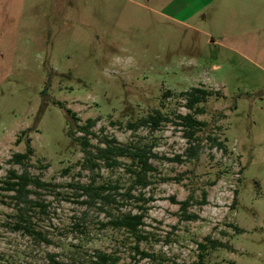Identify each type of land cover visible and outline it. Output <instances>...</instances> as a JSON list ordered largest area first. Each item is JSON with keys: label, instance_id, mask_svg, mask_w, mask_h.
<instances>
[{"label": "rangeland", "instance_id": "1", "mask_svg": "<svg viewBox=\"0 0 264 264\" xmlns=\"http://www.w3.org/2000/svg\"><path fill=\"white\" fill-rule=\"evenodd\" d=\"M191 88L226 97H212L198 119L227 152L204 142L197 162L152 160L160 174L144 191L154 201L144 227L151 241L142 247L162 264H194L197 243L211 238L234 251L212 252L205 264H264V0H0V264H44L51 255L70 264L95 250H121L128 262L122 234L103 228L109 217L83 205L72 187L88 184L90 173L68 137L75 121L56 103L79 125L96 120L101 138L140 142L172 158L187 146L180 128L133 131L128 124L157 109L172 119L187 114L179 95ZM28 144L35 151L28 172L52 184L29 187L44 206L35 207L33 222L50 245L13 230L17 202L2 189L9 170L22 173L8 161ZM192 171L208 203L190 208L198 221H181L172 199L188 198ZM100 173L98 183L130 180L123 169ZM82 217L86 235L76 226Z\"/></svg>", "mask_w": 264, "mask_h": 264}, {"label": "trees", "instance_id": "2", "mask_svg": "<svg viewBox=\"0 0 264 264\" xmlns=\"http://www.w3.org/2000/svg\"><path fill=\"white\" fill-rule=\"evenodd\" d=\"M171 93L166 92L163 99L170 97ZM180 99L184 101L182 107L186 108L189 112L185 115L178 114L172 119L161 110L157 109L147 117L141 118L138 122L129 123L128 128L136 131L139 128H147L151 132L158 131L163 124L171 123L176 128H180L183 132V138L186 141V148L183 154L176 155L172 158H159L157 154L152 152V148L141 144L140 142L119 143L115 138L99 137L93 128L96 126V120L89 119L85 124L79 125L76 114L69 109H65L61 103H56L66 114L72 116L74 123H68V137L73 143L80 147L83 158L78 165L82 171L90 173V181L88 184L77 183L72 185L77 190V198H85L82 202L88 209H96L105 213L109 220L100 225L103 228H111L122 234V247L129 253V261L123 264H143L147 261L151 264H162L161 257L150 252L142 247L151 241L150 234L144 231L146 225L145 218L149 211L148 205L153 202L150 196L146 198L145 190L154 184L153 176L160 174L158 169L152 163V160H166L167 162L185 164L197 162L200 159L204 150V142H210L212 149L226 151L224 143L216 137L211 135L205 136L206 130L210 126L209 122L199 120L198 117L206 115V106L212 97L224 98L221 92L212 91L205 88H191L188 91L182 92L179 95ZM226 98V97H225ZM224 98V99H225ZM235 109V107L230 110ZM220 117L225 118V114L220 112ZM75 125V127L73 126ZM75 128V130L73 129ZM81 133L82 136L77 137L76 133ZM23 132L21 135H25ZM97 139V144L92 143V139ZM19 142V140H18ZM17 142V143H18ZM35 151L30 144L27 145L25 153H16L8 161L10 165H19L23 168L22 173L16 170H9L4 184L6 185L3 191L13 193L11 199L17 202L18 215L14 224V231L24 232L32 237L40 239L47 245L51 244L48 237L41 231L36 230L33 222V215L35 207H44L35 200L30 198V195L36 194V189H46L51 187L52 184L42 182L39 178H34L30 175L27 168L29 162L34 156ZM117 170L123 169L125 174L129 176V183L126 185L121 184L119 181L114 183L110 180L98 183L101 178V170ZM65 170L64 173H68ZM192 175L190 186V194L188 198L182 202H177L175 199L172 201L180 206V220L195 222L200 217L190 212V208L194 205L204 206L208 203V193L202 185H198L194 178L195 171L190 173ZM165 181H168V179ZM201 191L200 196L197 197L196 192ZM135 205L137 212L133 210L122 209L127 206ZM83 217L76 223L77 229L87 234V228L84 227ZM235 229L238 234L242 230L237 226H230ZM198 249V262L194 264H205L208 256L212 252L218 250L234 251L228 244L219 240H212L205 238L203 242L197 243ZM87 253V252H86ZM121 250L114 252H106L103 250H95L92 253L73 256L75 261L70 264H122V256L119 255ZM44 264H68L57 260L55 255L49 256L47 263ZM172 264H176L175 262Z\"/></svg>", "mask_w": 264, "mask_h": 264}]
</instances>
